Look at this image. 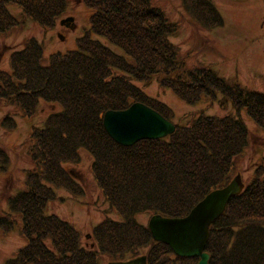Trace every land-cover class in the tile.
Here are the masks:
<instances>
[{"label":"trees","instance_id":"1","mask_svg":"<svg viewBox=\"0 0 264 264\" xmlns=\"http://www.w3.org/2000/svg\"><path fill=\"white\" fill-rule=\"evenodd\" d=\"M84 3L91 11V27L76 50L52 54L44 64L43 46L31 38L11 53V72L0 68V103L15 106L25 119L33 120L42 102L61 106L42 128L33 126L25 140L33 167L26 173L24 189L9 204L22 217L27 246L8 264H106L127 261L151 246L149 264L164 259L169 264H197V258L177 257L169 246L156 243L136 217L142 213L185 217L210 192L228 185L240 173L239 162L250 148V131L239 115L245 111L264 129V94L219 77L204 63L190 67L170 40L179 24L170 22L153 0ZM7 5L22 8L26 18L48 30L66 13L68 0H0L2 35L17 25ZM183 6L204 29L224 25L211 0H183ZM153 79L161 90L174 92L189 105L220 94L232 102L238 116L201 113L188 124H176L175 133L166 138L142 140L132 147L117 144L103 125L109 110L140 102L173 119L166 104L137 84L149 85ZM2 124L7 130L17 128L9 115ZM80 151L92 158L91 172L121 219L100 223L91 247L83 244L82 233L74 226L47 213L57 189L84 197L82 185L68 169L80 163ZM8 156L0 148L2 172L7 171ZM4 223L9 226L0 225L5 231L12 229L13 224L0 217ZM206 248L210 264H264L263 165L211 226Z\"/></svg>","mask_w":264,"mask_h":264},{"label":"rangeland","instance_id":"2","mask_svg":"<svg viewBox=\"0 0 264 264\" xmlns=\"http://www.w3.org/2000/svg\"><path fill=\"white\" fill-rule=\"evenodd\" d=\"M224 18V25L211 30L197 25L187 14L183 0H153V5L160 8L170 22L179 24L178 30L170 37L180 53L185 56L190 67L204 63L217 72L219 77L243 84L248 89L264 94V0H211ZM7 10L16 22L15 28L0 34V68L11 72L10 56L15 50L24 47L27 39L35 38L44 49V64L52 54H65L77 49V43L91 27V11L84 0H68L66 13L54 27L45 30L23 14L22 8L7 5ZM72 17L70 26L61 24L63 19ZM96 40L110 47L114 52L123 54L116 46L105 39L93 35ZM138 86L154 99L166 104L174 113L172 121L176 124H188L192 117L201 113L207 116H238L231 101L217 95L215 100L202 98L195 105H189L170 90H161L156 79L151 84ZM61 110L59 105L42 102L36 117L29 121L20 114L15 106L0 103V148L8 153L9 165L6 172L0 169V217L13 224L5 231L0 227V264H8L15 259L21 249L27 246L21 232L23 221L20 214L10 206V198L25 187L26 173L32 169L25 140L34 126L42 128L49 115ZM13 117L17 122L15 130H7L3 119ZM250 131L248 151L240 160V173L245 184L252 181L258 165L264 166V129L258 126L245 111L239 115ZM92 158L85 151H80V163L68 166L73 177L85 191L84 197H75L63 189L56 190V199L48 203L47 213L58 215L82 233V242L87 247L93 246L94 229L105 220L119 222L121 219L110 207L91 172ZM1 165V164H0ZM243 165V168H242ZM243 171V173H242ZM238 174V173H237ZM236 174V175H237ZM235 175V177H236ZM244 188V189H245ZM244 191V190H243ZM152 215L139 214L136 220L148 227ZM152 249H140L141 255H147ZM174 259V257H173ZM164 263L169 264L165 259ZM109 263L106 261V264ZM171 264V263H170Z\"/></svg>","mask_w":264,"mask_h":264},{"label":"water","instance_id":"3","mask_svg":"<svg viewBox=\"0 0 264 264\" xmlns=\"http://www.w3.org/2000/svg\"><path fill=\"white\" fill-rule=\"evenodd\" d=\"M74 18L61 21L70 26ZM103 125L113 141L125 147H132L142 140H159L176 131V125L155 109L136 102L124 110H109L104 114ZM245 188L240 173L226 186L213 190L190 213L182 218L154 215L148 228L155 242L169 246L177 257L198 258L197 264H210L207 243L211 226L225 213L232 198ZM109 264H147L142 256L125 262Z\"/></svg>","mask_w":264,"mask_h":264},{"label":"flooded vegetation","instance_id":"4","mask_svg":"<svg viewBox=\"0 0 264 264\" xmlns=\"http://www.w3.org/2000/svg\"><path fill=\"white\" fill-rule=\"evenodd\" d=\"M142 256H147V255H137V256L132 257V258H130V259L137 258V257H142ZM130 259H129V260H130ZM148 264H149V262H148Z\"/></svg>","mask_w":264,"mask_h":264}]
</instances>
